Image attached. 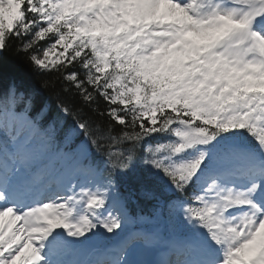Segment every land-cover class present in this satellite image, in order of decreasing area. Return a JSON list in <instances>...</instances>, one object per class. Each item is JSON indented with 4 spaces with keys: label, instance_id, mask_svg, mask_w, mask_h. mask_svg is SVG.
Instances as JSON below:
<instances>
[{
    "label": "snow or ice",
    "instance_id": "snow-or-ice-1",
    "mask_svg": "<svg viewBox=\"0 0 264 264\" xmlns=\"http://www.w3.org/2000/svg\"><path fill=\"white\" fill-rule=\"evenodd\" d=\"M0 264H264V0H0Z\"/></svg>",
    "mask_w": 264,
    "mask_h": 264
},
{
    "label": "trees",
    "instance_id": "trees-1",
    "mask_svg": "<svg viewBox=\"0 0 264 264\" xmlns=\"http://www.w3.org/2000/svg\"><path fill=\"white\" fill-rule=\"evenodd\" d=\"M136 210H137V211H139V210H140V208H137ZM144 210H145V211H147V208H145Z\"/></svg>",
    "mask_w": 264,
    "mask_h": 264
}]
</instances>
